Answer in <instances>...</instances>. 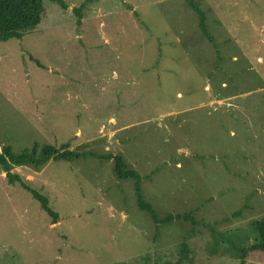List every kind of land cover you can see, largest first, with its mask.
<instances>
[{
  "label": "rangeland",
  "instance_id": "1",
  "mask_svg": "<svg viewBox=\"0 0 264 264\" xmlns=\"http://www.w3.org/2000/svg\"><path fill=\"white\" fill-rule=\"evenodd\" d=\"M60 1L0 42V149L120 155L159 220L191 214L221 237L154 223L112 160L50 161L12 172L55 224L0 171V264L173 263L183 241L189 264H264L234 255L264 217V0H191L216 46L188 0Z\"/></svg>",
  "mask_w": 264,
  "mask_h": 264
},
{
  "label": "trees",
  "instance_id": "2",
  "mask_svg": "<svg viewBox=\"0 0 264 264\" xmlns=\"http://www.w3.org/2000/svg\"><path fill=\"white\" fill-rule=\"evenodd\" d=\"M59 3L62 8L66 9L65 5L60 0H52ZM193 11L199 18V29L201 34L207 40L216 46L213 38L209 35L206 27V16L198 4L188 0ZM74 10V9H73ZM79 14L78 25L80 24V11L75 10ZM43 0H0V42H6L11 39H21L24 35L34 31L41 23L44 15ZM95 158L98 160H112L113 175L117 180H131L134 183V189L137 199V207L139 210L149 214L152 221L156 224L170 223L172 221L190 222L192 230L196 227H201L206 230L212 239L221 237L220 233L215 229V224L211 222H199L191 214L178 216L168 215L162 220H159L155 211L150 204L146 203L141 196L140 176L130 169L122 160L120 155L100 156L90 152L78 153L68 149L67 145L61 148L43 145L39 147L34 145L29 150H23L18 154L13 153L11 147L3 146L0 149V171L4 174L6 180L11 185H18L25 189L31 197L36 200L40 208L51 218L52 224L58 222L57 213L53 212L49 207L47 198L41 193L29 190L26 188V182L16 173L12 172L13 167H31L34 170L43 168L50 161L53 162H70L72 160ZM240 212L233 215L236 216ZM252 228L257 236V239L245 247L242 251L237 252L238 259L243 261L249 253L264 254V217L255 221ZM190 249L188 244L183 241L177 246V258L173 263L166 262L165 264H189ZM123 264V263H117Z\"/></svg>",
  "mask_w": 264,
  "mask_h": 264
},
{
  "label": "crops",
  "instance_id": "3",
  "mask_svg": "<svg viewBox=\"0 0 264 264\" xmlns=\"http://www.w3.org/2000/svg\"><path fill=\"white\" fill-rule=\"evenodd\" d=\"M67 8H68V6H67ZM66 8V9H67ZM126 126H121V127H117L116 129H115V132L117 133V134H119V133H121L123 130H124V128H125Z\"/></svg>",
  "mask_w": 264,
  "mask_h": 264
}]
</instances>
